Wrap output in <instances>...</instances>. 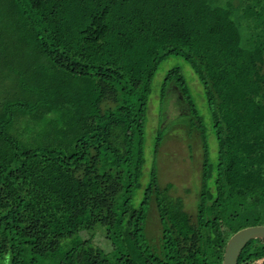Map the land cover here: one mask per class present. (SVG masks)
Returning a JSON list of instances; mask_svg holds the SVG:
<instances>
[{"label": "trees", "instance_id": "16d2710c", "mask_svg": "<svg viewBox=\"0 0 264 264\" xmlns=\"http://www.w3.org/2000/svg\"><path fill=\"white\" fill-rule=\"evenodd\" d=\"M174 56L203 87L213 159L183 68L155 81ZM155 87L164 118L151 125ZM174 129L190 157L201 142L195 213L160 182ZM258 224L264 0H0V264H222L229 238ZM238 264H264V239Z\"/></svg>", "mask_w": 264, "mask_h": 264}, {"label": "rangeland", "instance_id": "374dc122", "mask_svg": "<svg viewBox=\"0 0 264 264\" xmlns=\"http://www.w3.org/2000/svg\"><path fill=\"white\" fill-rule=\"evenodd\" d=\"M174 66H179L183 68V71L186 74V78L190 83V86L192 87V95L195 101V105L199 109L200 114L204 116L203 125L206 126L205 132L207 133V135H211L213 132V122L207 107L208 105L203 91V87L201 86V83L199 82L194 71L192 70L190 64H188L185 59L178 56H174L173 58H169L165 62H162L159 68V73L155 78V81L160 82L164 78L165 73ZM156 92L160 94L159 88L157 87H155L154 94L150 97V102L155 101L151 103L150 107V114L152 115V117H154V122L151 121V125L156 124L157 119L155 120V118H164V116L160 112L161 98L155 97ZM155 103L157 104L156 111ZM167 108V117L170 119H174L178 116L176 118V123L178 126H181V121L184 120V115H182L183 113L181 112L180 108L178 107L180 110L178 111L174 108L173 104L171 106L170 103L168 104ZM153 130L154 129L150 127L149 121L147 140L148 144L145 150L146 157H148L149 159L153 158V156H155L156 154L154 148V136L156 134V130L154 132H151ZM174 130L172 131V139V135H169L168 137L163 139L161 145L162 148L160 147V151L158 153L159 159L161 160L160 161L158 159V165L160 168L158 172L160 182H174L175 186L173 187L172 191L175 192L176 195H179L184 199L186 209L189 212L195 213L197 201L199 200L200 193H202V189L204 186V182L199 175L198 168L200 169V167H197V164H200L202 161L201 142L200 140L195 141V146L191 147L190 153L192 152V156L190 157L188 153L189 150L186 147V144L190 141V139L187 138L186 135H181L184 139L179 138L177 135L178 133H180L179 130ZM183 141H185V143ZM209 142L212 148L211 157L213 159L214 152L217 153L218 151V142L213 135L210 136ZM186 189L187 191L190 189V193H188ZM152 218L153 220H150V226L148 227V229L152 232V235L155 237V241H157L161 227L158 223L157 215H154V217L152 215ZM94 237V241H99L102 238L100 234Z\"/></svg>", "mask_w": 264, "mask_h": 264}, {"label": "water", "instance_id": "95a60500", "mask_svg": "<svg viewBox=\"0 0 264 264\" xmlns=\"http://www.w3.org/2000/svg\"><path fill=\"white\" fill-rule=\"evenodd\" d=\"M264 239V224L244 227L234 233L228 240L222 264H238L239 256L251 240Z\"/></svg>", "mask_w": 264, "mask_h": 264}]
</instances>
